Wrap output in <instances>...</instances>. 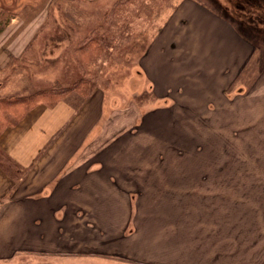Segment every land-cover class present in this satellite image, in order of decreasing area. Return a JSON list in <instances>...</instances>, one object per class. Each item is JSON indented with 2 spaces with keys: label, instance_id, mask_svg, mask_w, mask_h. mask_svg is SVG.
Wrapping results in <instances>:
<instances>
[{
  "label": "rangeland",
  "instance_id": "374dc122",
  "mask_svg": "<svg viewBox=\"0 0 264 264\" xmlns=\"http://www.w3.org/2000/svg\"><path fill=\"white\" fill-rule=\"evenodd\" d=\"M262 1H248L257 2L248 8L243 0H0V99L94 77L91 93H106L115 124L129 118L131 125L167 130L168 139L179 142L164 144L179 159L169 170L207 174L194 186V197L171 195L158 202L177 221L157 230L155 253L174 264H264ZM101 26L106 29L100 54L79 45ZM231 26L261 48L252 55L245 49V66L225 72L237 82L219 99L218 79L216 90L208 84L214 60L200 48L218 45ZM79 46L83 61L89 47L91 57L99 56L85 72L76 60ZM240 79L247 85H239ZM154 82L158 92L175 99L157 100ZM159 106L165 112L156 118L151 111ZM154 131L149 134L155 138ZM27 262L46 264L26 258L19 264Z\"/></svg>",
  "mask_w": 264,
  "mask_h": 264
},
{
  "label": "crops",
  "instance_id": "0c3cea01",
  "mask_svg": "<svg viewBox=\"0 0 264 264\" xmlns=\"http://www.w3.org/2000/svg\"><path fill=\"white\" fill-rule=\"evenodd\" d=\"M223 30L218 45L200 48L214 60L208 65L213 80L207 82L215 89L218 79L219 99L237 82L225 72L240 70L248 62L245 49L252 55L260 47L246 43L232 26ZM227 57L233 65L226 64ZM241 79L238 84L247 85ZM154 88L157 100L175 99L158 92L155 82ZM107 103L100 88L85 98L72 92L53 106L38 105L0 135V150L26 172L16 182L0 168V264L25 258L46 264H174L156 254L155 247L157 230L172 228L177 218L157 204L171 195L194 197V186L207 174L169 170L179 159L164 146L171 142L168 131L147 128L144 122L131 125L129 118L115 124L116 111ZM163 112L160 107L151 114L157 118ZM171 143L179 145L178 139Z\"/></svg>",
  "mask_w": 264,
  "mask_h": 264
},
{
  "label": "trees",
  "instance_id": "16d2710c",
  "mask_svg": "<svg viewBox=\"0 0 264 264\" xmlns=\"http://www.w3.org/2000/svg\"><path fill=\"white\" fill-rule=\"evenodd\" d=\"M248 1L253 0H243L248 8L255 3ZM257 1V0H256ZM252 9V8H251ZM249 11L246 9L245 12ZM250 20H254L253 18H248ZM106 28L97 27L93 29L88 37L80 41L79 45L82 43L92 46L95 48L97 53H101L103 51V46L100 44L99 39L103 37V31ZM76 51L77 56L76 60L79 63L81 69L85 70L88 68V64L94 62V60L98 59L99 56L91 57L89 54L90 47L87 49L88 58L83 61L84 52L80 50ZM82 49V47H81ZM90 55V56H89ZM95 86V78L85 79L80 77V79L69 86H55L53 88H49L46 90H42L39 92L22 94V95H12L7 96L5 98L0 99V135L8 128L17 125L32 109L37 107L40 104H45L49 106H53L65 98L68 94L72 92H77L78 94L87 97L90 95L92 89ZM0 168L14 181H19L24 175L25 170H23L17 163L13 161V159L4 151L0 150Z\"/></svg>",
  "mask_w": 264,
  "mask_h": 264
}]
</instances>
